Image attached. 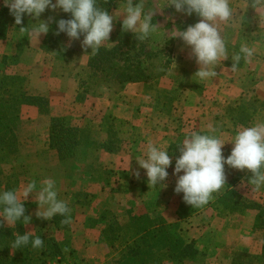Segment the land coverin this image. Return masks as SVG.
Returning <instances> with one entry per match:
<instances>
[{
  "label": "rangeland",
  "instance_id": "1",
  "mask_svg": "<svg viewBox=\"0 0 264 264\" xmlns=\"http://www.w3.org/2000/svg\"><path fill=\"white\" fill-rule=\"evenodd\" d=\"M243 1L235 0L236 6H243ZM1 3L5 4V0ZM125 3L126 0H115L113 8L115 4L119 7L109 12L114 16V30L109 42L100 48L94 66H88L91 49L82 47L83 36L70 40L65 35L64 44L70 51L60 60L41 48L42 35L37 39L21 33V26L30 28L37 22L27 14L22 25L11 26L7 38L0 40V60L4 55L21 53L18 65L11 68L27 76L28 94L47 99V112L34 105H22L16 128L18 151L1 165L2 182L10 177L15 181L14 191L19 193L35 180L38 192L42 182L51 178L56 182L58 199L66 201L71 209L70 225H62L61 216H56L57 225L53 219H39L35 215L39 206L34 192L23 202L31 216L24 230H42L45 236L68 244V251L49 264L127 262L133 256L129 250L135 239L141 244L147 241V237L141 240L139 236L143 235L140 229L148 223L150 231L165 229L164 233L173 235H168L170 238L177 237L176 243L150 239L141 245L145 258H161L156 264H259V255L264 253V228L257 223V207L228 212L216 198L203 207H191L193 211L185 210L181 215L186 216L179 218V205L187 204L183 193L174 192L177 175H173L180 155L178 145L191 132L219 136L225 142L226 158L238 130L264 122V100L259 98V89L256 95L247 96L256 82L246 85L245 80L229 81L224 68L229 69L232 63L217 66L220 79L200 81L194 77L199 65L190 59L191 55L184 53L183 57L178 51L180 58L176 56V38L170 35L181 25L176 21L179 14L175 8L167 6L168 0H160L159 4L157 0H145V11H155L153 23L160 29L158 35L144 42L122 29ZM60 10H46L39 19L54 18ZM196 16L193 13L188 17ZM250 21L257 23L248 37L259 40V17ZM251 39L244 35L241 40L230 41L238 42L239 48L242 43L252 47ZM239 48L229 50L236 53ZM243 61L238 65L240 72L245 71ZM132 77L138 79L127 80ZM241 110L248 114L246 123L239 122L247 118L242 119L245 115ZM51 117L63 119L65 127L77 133V145L67 141L62 148L67 152L64 156L49 144ZM209 125L217 132L213 133ZM149 142L167 150L172 158L168 178L155 187L148 185L146 170L137 162L146 158ZM225 172L224 190L233 189L244 203L264 207V186L255 190L249 183L250 172L227 165ZM3 189L2 185L0 193ZM174 223L177 229H167ZM186 242L192 243L191 253L190 248H185ZM170 244L177 247L179 255H188L184 259L162 260L172 249L167 247Z\"/></svg>",
  "mask_w": 264,
  "mask_h": 264
},
{
  "label": "clouds",
  "instance_id": "2",
  "mask_svg": "<svg viewBox=\"0 0 264 264\" xmlns=\"http://www.w3.org/2000/svg\"><path fill=\"white\" fill-rule=\"evenodd\" d=\"M107 3V0H104ZM5 6L9 8L16 25L23 24L25 14L37 20L30 28L21 26L19 31L28 36L36 37L46 35L50 30V23L40 20L41 14L46 10L56 11L61 9L64 13H70L71 19L56 21L58 31L65 33L70 40L81 41L82 47L91 49V54H98L99 49L110 40L114 30V16L98 5L97 0H5ZM167 6H173L176 12L191 16L195 13L200 17L194 25H189L186 30L172 32L171 38H179L191 48L199 65L194 77L200 81L210 80L218 76L215 70L224 60L229 59L226 41L221 34L222 23L226 24L234 19L235 13L230 6V0H168ZM252 7L259 17V24L264 25V0H245V9ZM155 11H145V0H126L124 5V19L122 29L132 32L138 41L144 42L159 33L160 26L153 23ZM255 49L242 43L239 51L231 56V71L236 72L243 59L251 62ZM215 133L217 129L209 125ZM231 154L226 158L223 154L225 145L217 135L200 134L193 131L187 136L179 147V157L175 160L173 175H177L174 192L183 193V201L192 208L207 205L216 199L227 185L225 165L239 171L247 170L251 173L249 183L255 190L264 186V122H257L253 126L243 127L234 136ZM139 166L146 170L148 185L155 187L162 184L169 173L167 169L172 165V158L167 150L155 146L152 142L147 145L146 158L137 160ZM183 173L182 175H179ZM137 178L139 171L135 172ZM35 180L23 186L17 193L14 190L0 193V205L3 212L0 217L8 226L16 225L18 221L27 225L31 221L30 215H25L24 201L36 192ZM33 196V195H32ZM39 208L35 215L39 219L52 220L61 216L62 225H70L72 222L71 209L68 203L58 199L56 182L45 179L35 195ZM43 209V211H41ZM31 243L33 249H42L44 240L40 236L31 238V231L24 235L16 234L11 244L13 249H21ZM63 251L67 252L65 248Z\"/></svg>",
  "mask_w": 264,
  "mask_h": 264
},
{
  "label": "trees",
  "instance_id": "3",
  "mask_svg": "<svg viewBox=\"0 0 264 264\" xmlns=\"http://www.w3.org/2000/svg\"><path fill=\"white\" fill-rule=\"evenodd\" d=\"M115 0H107V3H104V0H97L98 5L105 8L108 12L114 6ZM70 13H64L60 10L59 14L55 15L53 21L50 23V30L46 35H42L40 46L46 52H51L57 59L64 60V57L69 52V48L64 44L65 33H60L56 35L58 31V25L56 21L60 19H71ZM20 26L15 24L14 17L10 14L9 8L5 6L4 3L0 4V40L7 38L11 26ZM83 38V37H82ZM100 52V49L98 53ZM20 54H15L12 56L4 55L0 60V190L3 185V192L14 190L13 184L15 181L10 177L6 181L2 182V164L14 158L15 154L18 151V138L16 135V128L20 120V109L22 105H34L38 109L45 112L47 110V99L43 96L30 95L27 93L25 82L27 76L23 74L20 70L11 68L12 65H18L20 62ZM90 54V53H89ZM97 55L90 54L88 60V66L96 65ZM138 78L132 77L127 78V80L135 81ZM47 112V111H46ZM254 112V109H253ZM241 114L245 115L243 118L248 116L247 112L241 110ZM237 118L236 115H233ZM232 116V117H233ZM233 117V118H234ZM239 117V116H238ZM249 117L244 120L239 119L240 123H246ZM63 119H58L57 117H51L49 125V144L53 148L58 150L59 156L66 155V151L62 148L66 146L72 140L74 144L77 145V133L74 132L69 127H65ZM62 158V157H61ZM229 185V184H228ZM233 185V182H231ZM217 202L223 205L224 210H229L228 212H235L242 207H257L258 214L256 215L257 223H259V228H264V207L253 205L252 203H244L241 197L236 195L235 190L226 189L224 192L216 195ZM242 200V201H241ZM244 205V206H243ZM27 215L28 211L26 205H24ZM190 205H185L181 203L178 207L177 215L179 218L185 217L186 215H181L185 210L188 212L193 211ZM3 212V205H0V214ZM21 221H18L16 225H6L3 221V218L0 217V264H49L50 261L61 257L65 251L63 249L68 247V244L65 241H58L54 237H47L42 232V230H36L34 233L31 232V238L40 236L44 240V247L42 249H33L31 243L21 249H13L11 247L12 242L15 239L17 233L24 235L27 233L24 230V224ZM58 217H54L52 223L57 225ZM149 223L140 230H143V235L140 234L139 238L144 240L147 237V241H144L146 244L149 243L150 239L159 240V243L166 242L169 244V240H172L171 243H176L174 239L177 237L170 238L166 234L165 229H153L149 230ZM177 229V224H169L168 228ZM174 233V230H173ZM176 235V233H174ZM173 236V235H172ZM133 247H130V254L132 253V258L123 262L122 264H156L160 259H149L145 258L144 253H141V244L138 242V238L135 239ZM192 243H185V248H190ZM166 247L165 245H162ZM167 247L172 248L169 250L168 255H164L162 260L173 261L175 258L184 259L183 256L176 253L177 247L174 244L167 245ZM193 249V248H192ZM190 248L189 253L192 252ZM182 250V249H181ZM147 252V251H146ZM149 253L152 250L148 251ZM128 256V258H130ZM259 264H264V253L259 255Z\"/></svg>",
  "mask_w": 264,
  "mask_h": 264
},
{
  "label": "crops",
  "instance_id": "4",
  "mask_svg": "<svg viewBox=\"0 0 264 264\" xmlns=\"http://www.w3.org/2000/svg\"><path fill=\"white\" fill-rule=\"evenodd\" d=\"M243 2H244L243 6H240L238 8L235 4V0H230V6L233 8L234 13H235L234 19L226 24L222 23L220 25L221 34L224 37L225 41L228 40V37H229V43L226 42L227 50L229 53V59L222 61L220 63L221 65L232 63L231 56L233 54L232 52L233 50L232 49L229 50V47L234 48L235 50L239 48V47H236L237 46L236 44H238V42L237 43L231 42L230 39L233 38L235 40H241L243 39L244 35H246V38L251 39V37H248V32L251 30L252 27H254L253 24L257 23L254 21L253 23H251L250 21V19L253 20L255 17H258L257 13L253 12V8L250 6L245 9V0ZM159 3H160V0H157V4ZM117 7L119 6L115 4L114 8L117 9ZM114 8L112 9V11L115 10ZM177 13L179 14V17L181 18V19L179 17L176 18V21L178 22V24L181 25L179 28L181 31L186 30V28L189 25H194L200 19V17L198 16L188 17V15L184 13H181V12H177ZM248 24H250L251 27L247 26ZM259 30L262 31L261 36H259V40H256V38L249 40L250 43H253L252 47H255L257 51H255L254 56L251 59V62L246 63L245 61H243V65H245L244 66L245 71L240 72V70L238 69L236 72H233L231 71V67L229 69L226 67L224 68V70L226 73H228L227 75H229L228 76L229 81L232 80L233 82H235L236 80H240V81L245 80L246 85L252 82H256L255 83L256 87H252V90H250L252 91L253 94L249 92L250 94H248L247 96L252 97V95H256V91H258L259 89V98L261 100H264V25L259 24ZM174 45H175L174 48L177 49V54H176L177 57L180 58L178 51L182 52L181 55L183 57H186L184 53H188L191 55V51H190L191 48L187 46L186 44H184V42L181 39L176 38V42L174 43ZM190 59L195 61V58L192 55L190 56ZM215 78L220 79L219 76ZM215 78H212L210 80H213ZM258 84H259V88H258Z\"/></svg>",
  "mask_w": 264,
  "mask_h": 264
}]
</instances>
